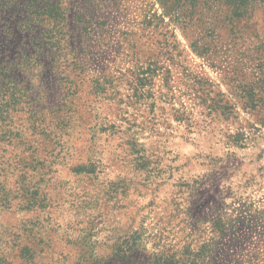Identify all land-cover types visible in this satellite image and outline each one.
I'll return each instance as SVG.
<instances>
[{"label": "rangeland", "instance_id": "374dc122", "mask_svg": "<svg viewBox=\"0 0 264 264\" xmlns=\"http://www.w3.org/2000/svg\"><path fill=\"white\" fill-rule=\"evenodd\" d=\"M0 264H264V0H0Z\"/></svg>", "mask_w": 264, "mask_h": 264}]
</instances>
